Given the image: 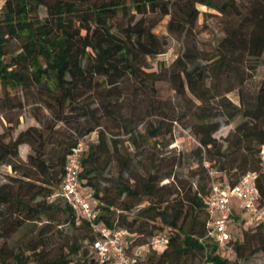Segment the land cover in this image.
I'll return each instance as SVG.
<instances>
[{"label":"trees","instance_id":"trees-1","mask_svg":"<svg viewBox=\"0 0 264 264\" xmlns=\"http://www.w3.org/2000/svg\"><path fill=\"white\" fill-rule=\"evenodd\" d=\"M196 4L233 20L214 49L186 46L159 77L146 59L161 54L164 41L146 14L170 16L174 6L181 18L175 26L187 31L199 14ZM258 68L261 82L249 92L247 79ZM161 79L173 91L170 110L154 94ZM234 89L239 105L226 95ZM0 92V106L29 103L35 121L6 141L0 135V165L13 172L0 183V264H97L88 223L54 196L76 138L93 131L78 180L96 201L94 220L124 229L126 249L156 234L165 237L162 250L147 252L139 264H237L206 236V198L212 180L231 186L254 172L257 203L264 209V0H0ZM176 106L182 117L194 118V153L199 173L208 177L206 187L160 183L171 170L161 168L143 145H165L160 130L165 119L177 120ZM227 124L233 125L224 146L213 134ZM123 142L132 149L121 150ZM21 145L28 147L23 158ZM142 160L150 165L136 176L133 167ZM111 162L115 175L105 179L102 171ZM131 208L135 213L126 214ZM254 225L253 233L245 229L241 239L232 238L242 263L264 251V223ZM64 226L72 240L51 241L62 237Z\"/></svg>","mask_w":264,"mask_h":264},{"label":"rangeland","instance_id":"rangeland-1","mask_svg":"<svg viewBox=\"0 0 264 264\" xmlns=\"http://www.w3.org/2000/svg\"><path fill=\"white\" fill-rule=\"evenodd\" d=\"M196 8L199 10V14L194 21V24L191 29L187 31H180V26H175L176 21H181L178 19L180 15L177 14V10L174 6H170V16L165 15L159 17L158 14H146L149 23H153L151 28L152 32L155 33L164 41V51L161 54L149 57L146 59L148 64V69L150 71H159V77L163 75L167 68H169L171 62L179 55L186 46L196 45L197 48L201 50H212L215 48L219 40L224 35V28L227 26L228 20L218 12L213 9L207 8L202 4H196ZM39 16L44 15V9L39 7L37 12ZM172 16V26L171 30H167L166 23L169 17ZM139 15L134 14L133 19L138 18ZM122 22L125 21V18H121ZM262 79V68H258L251 78L247 79L245 90L252 92L257 90ZM128 83V82H127ZM156 91L155 96L163 100L170 110L172 106V101H175L173 91L170 89L169 84L165 80H158L155 83ZM1 95V92H0ZM20 95L17 93V96ZM227 97L236 105L240 104L237 90L234 89L228 92ZM21 97V95L19 96ZM180 106H176L174 109V115L177 117V120L169 122L168 119L163 121L162 128L160 130L159 139L162 144L156 148H152L147 144H143L146 147V150L149 155L157 156L160 159V167L163 169L170 168L171 176L164 178L160 183L163 182H176L181 184H192L193 187L198 183H204L205 187L208 184L207 175H201L199 173V168L197 167V157L194 153L195 148L198 146V141L196 136L193 134L191 129V124L194 121V118L191 116L182 117L180 115ZM40 113H44V110ZM32 106L29 103H25L21 108H12L6 109L3 106H0V135L3 136V140L6 141L8 137H14L15 134L20 130L28 126L29 124H35L34 119L31 116ZM9 118L7 122L6 118ZM152 122L155 123L156 118H149ZM233 124H227L217 130L213 135L219 139L222 144L225 146L227 142L224 140L228 133L231 131ZM96 132H90L84 138L85 141H95ZM121 139H124L122 136ZM131 150L132 147L126 142L121 144L120 149L124 148ZM28 151L26 145H21L18 147V155L23 158L24 154ZM150 165L146 160H142L141 164L136 163L133 167L134 175L138 176L143 173L145 168ZM116 165L114 162L109 163L102 171V176L105 179H110L115 175ZM13 172L9 170V167L2 164L0 165V183L6 180L7 175H12ZM223 177L226 174L222 173ZM159 183V184H160ZM163 192V191H162ZM122 198V196H121ZM136 208H131L125 213L128 215H133ZM235 212L239 217L243 216L244 221H236V218L233 217L229 220V230L232 231L233 239H241L243 230H247L250 233L255 231V222L250 220L248 214H243L240 208H236ZM201 219V218H199ZM156 224V222H154ZM67 231V233H66ZM66 233V234H65ZM74 234L71 235V231L62 227V237L57 238L54 236L51 241L59 242L60 244L64 241L72 240ZM85 245V242H82ZM259 245V244H258ZM65 252V248H63ZM222 254H227L226 252H221ZM70 257H76L77 255H69ZM229 256V255H228ZM197 261V259H196ZM244 264H264V251H257L243 260ZM145 264V261L142 263ZM201 264H206L201 261Z\"/></svg>","mask_w":264,"mask_h":264},{"label":"built area","instance_id":"built-area-1","mask_svg":"<svg viewBox=\"0 0 264 264\" xmlns=\"http://www.w3.org/2000/svg\"><path fill=\"white\" fill-rule=\"evenodd\" d=\"M77 137L75 144L66 155L65 163L57 192L54 196L60 197L74 210L77 218L88 223L94 239L91 247L95 252L97 264H139V261L149 251L158 252L165 245V237L162 234L151 236L147 241L125 248L124 237L127 232L118 227H108L95 221L96 207L95 199L91 191L79 184L78 172L80 169V158L85 149L86 137ZM261 162L264 164V146L260 150ZM211 178L212 171H208ZM256 174L247 172L241 175L237 181L229 186L225 181H214L209 183L206 198L207 233L218 251L226 252L227 256L243 264L236 257L233 248L232 236L229 230V220L236 208H240L243 214H248L250 220L256 223H264V209L257 203V191L254 180ZM244 221V217H240ZM77 223V221H76Z\"/></svg>","mask_w":264,"mask_h":264},{"label":"crops","instance_id":"crops-1","mask_svg":"<svg viewBox=\"0 0 264 264\" xmlns=\"http://www.w3.org/2000/svg\"><path fill=\"white\" fill-rule=\"evenodd\" d=\"M237 214V213H236Z\"/></svg>","mask_w":264,"mask_h":264}]
</instances>
